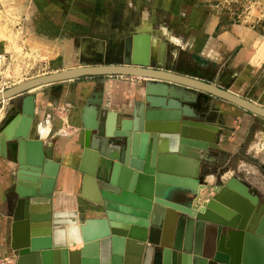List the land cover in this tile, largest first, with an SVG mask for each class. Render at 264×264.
<instances>
[{
  "label": "crops",
  "instance_id": "1",
  "mask_svg": "<svg viewBox=\"0 0 264 264\" xmlns=\"http://www.w3.org/2000/svg\"><path fill=\"white\" fill-rule=\"evenodd\" d=\"M5 1L10 10L21 12V16L26 15V19L21 17L18 25L21 28L29 26L31 20L28 14L31 4L23 5V0ZM116 1L127 2L135 8L141 5L140 0ZM203 2L204 0H148L150 6L144 9L145 19L124 13L120 24L111 25L108 20L102 19L101 26L107 28V33L109 27L114 26L115 31L122 34L121 37H130V46L134 34L149 33L152 43L157 39L164 41L172 53L167 58V70L212 82L249 98L247 92L255 81L263 76L264 46L255 44L258 43V36H254V30L232 22L223 15L219 3L207 6ZM58 4H41L44 12L52 10L53 14L51 17L45 15L47 18L43 16L38 31L41 38L36 42H41V48L47 51V54H54L52 58L60 56L63 60L53 65L55 68L25 77L12 86L43 74L81 66L74 62L75 58L80 57L79 48L91 46V52H81L84 56L92 57L101 49L100 44L107 41L105 35L98 38L91 33L94 21L90 18L74 23L71 19L67 20L71 17L68 8L64 14L54 13L63 10ZM169 11L172 13L164 14ZM161 13L164 17L166 15L168 20H165ZM93 38L99 41V44H96ZM89 64L98 63L82 65ZM146 81L150 80L137 76L97 75L51 83L29 92L36 95L35 121L42 126L43 133H46L47 129L48 133L40 136L46 146L53 147L54 161L60 164L59 175L48 206L50 209L38 212V220L35 222L28 219L15 221L14 214L19 200L15 191L18 165L10 156L0 154V257L13 255L16 264V247L23 245L28 239L37 240L41 246L48 242L49 246L60 247L54 250L52 264L63 261V251L67 252L68 264H102L101 242L91 243L82 251V225L88 219L106 217V200L100 187V182H103L100 171L102 167H106L108 159L98 151L85 147L83 109L90 98L100 100L101 103L95 106L98 107L101 118L111 113L118 128L120 122L131 114L134 104L143 99ZM164 83L173 84L167 81ZM174 85L184 88L182 85ZM185 88L197 96V101L189 105L193 112L202 118L184 117L177 129H165L159 133L161 145L166 152L159 154L157 168L161 165L163 170L160 174L164 179H156L155 184L157 181L165 185L179 184L176 188L178 193L189 196L192 195L191 189L199 191L202 185H206L207 188L202 191L203 194L206 193L205 198H209L215 194V188H220L236 177L246 183L264 203V183L252 178L253 168L248 162V153L252 146L248 141L249 136L256 117H261L210 93ZM27 94L19 96L22 98ZM249 99L264 106V76L261 77L254 96ZM2 103L4 102L0 105ZM19 103L20 101L10 104L8 113ZM203 118L212 121L206 122ZM43 126L46 129H43ZM200 134L204 138L198 139ZM206 138H212L218 144L217 149L211 150L210 162L178 152L179 148L188 146L184 140L206 143ZM115 140L111 142L114 143ZM115 143V147L121 144L120 141ZM229 195L240 197L235 190H230ZM169 198L187 203L184 198L171 195ZM205 198L200 201L205 202ZM115 203L126 208L121 203ZM117 212L125 214L121 209ZM251 236L255 235L246 233L243 258L246 250L252 246ZM111 245L113 246V243L110 240V248ZM262 249L263 261L264 245ZM58 253L61 256L57 257ZM133 260L135 259L132 256L124 257L121 264H134ZM108 264L113 262L109 261Z\"/></svg>",
  "mask_w": 264,
  "mask_h": 264
},
{
  "label": "water",
  "instance_id": "2",
  "mask_svg": "<svg viewBox=\"0 0 264 264\" xmlns=\"http://www.w3.org/2000/svg\"><path fill=\"white\" fill-rule=\"evenodd\" d=\"M170 54L166 42L157 52L151 35L141 32L132 36L123 64L77 66L31 78L0 92V103L28 93L0 124V154L10 156L18 165L15 221L35 222L38 212L50 209L60 169L54 161L53 147L46 146L40 136L35 121L36 95L29 92L87 76H137L150 81L143 88V99L134 104L118 128L111 113L101 118L95 106L100 100L90 98L83 109L84 145L98 151L108 162L100 171L102 178L105 175L100 187L106 200V217L88 219L82 225V251L91 243L101 242L102 264H121L124 257L130 256L134 257V264H244L246 233L264 238V203L236 177L215 188V194L203 203L199 198L206 185L199 191L191 189L189 196L178 193L179 184H155L156 179H164L161 165L157 168L159 154L166 152L159 133L177 129L184 117L202 118L189 105L197 101V96L185 87L210 93L262 117L264 107L214 83L167 70ZM200 136L198 139L204 138ZM206 139V143L184 140L188 146L178 152L210 162L211 150L217 149L218 144L212 138ZM119 141L120 146L115 147ZM230 190L241 198L230 196ZM169 195L184 198L187 203L174 201ZM119 209L125 214L118 213ZM58 248L27 239L16 247V264H52ZM58 264H68L66 251Z\"/></svg>",
  "mask_w": 264,
  "mask_h": 264
},
{
  "label": "rangeland",
  "instance_id": "3",
  "mask_svg": "<svg viewBox=\"0 0 264 264\" xmlns=\"http://www.w3.org/2000/svg\"><path fill=\"white\" fill-rule=\"evenodd\" d=\"M23 1H25L23 2L25 3L23 5L31 4V10L28 14V17L30 16L29 18L31 21H29V26L21 28L18 25L19 20L21 17L26 19V15L22 14L21 16V12L10 10L9 5H7L8 3L5 0H0V55H3L0 58V89L3 87H12L13 83H16L25 77H31L32 75L51 70L52 68H55L53 65L59 64L63 60V58H60V56L52 58L54 54H47V51L41 48V42H36L38 38H41V36L38 34V31L39 28H41L43 16L47 18L45 15L51 17L53 14L52 10L51 12H44L45 10H43V6L41 7V4L46 2L49 4L59 3L58 6L61 5L63 10L61 12L55 11L54 13L57 14L66 13L67 11H65V9L68 8V14H70L71 17H69L67 20L71 19V21H74V23L82 22L90 18L92 21H94V27L91 33L98 38L101 35H105V39L107 41L105 44H100L102 47L99 45L101 49L96 51L95 55L92 57L84 56L81 52L82 48H79L80 57L75 58L74 62L81 64V66H87L82 65L84 63H98L89 65H101L123 64L126 62L127 60L125 58V52L130 48V37H121L122 34L118 31H115L114 26L109 27V32L107 33V28H102L101 26L102 19L108 20L111 25L120 24L121 20L124 18V13L135 14L141 19H145L146 15L144 9H147L150 6L148 0H140L141 5L136 6V8L127 2H117L116 0ZM199 3L201 4V2ZM203 3H205L207 6L209 4L219 3L223 15L230 18L232 22H237L238 24H242L243 26L250 27V29L254 30V36H258V43L255 44L258 46H264V0H204ZM171 13L172 12L169 11L168 13L165 12L164 14ZM161 14L164 17V14ZM164 19L168 20L166 15ZM31 39H35V41H32ZM94 41L96 44H99V41H96L95 39ZM83 47L91 48V46ZM262 75L264 76V72ZM263 76H260V78L255 81V83L247 92L246 95L249 98L254 96V93L260 84V79ZM7 88H5V90ZM20 100L21 96H17L12 99L5 100L4 103L0 105L2 109V111H0V121L10 110V104L16 103ZM260 117L261 118L256 117L252 133L249 136L248 141H250L249 143H251L252 146L248 153V162L251 163L253 168L251 174L253 175L252 178L254 180L263 181L264 183V117ZM44 128L45 127L43 126V129ZM47 133L48 132L46 129V133L43 134L45 135ZM13 194L14 193L11 195L14 196ZM205 197L206 193L203 194V191L201 190V196L199 200H202ZM200 202L203 203V201ZM14 263L15 256L13 255L0 257V264Z\"/></svg>",
  "mask_w": 264,
  "mask_h": 264
},
{
  "label": "bare ground",
  "instance_id": "4",
  "mask_svg": "<svg viewBox=\"0 0 264 264\" xmlns=\"http://www.w3.org/2000/svg\"><path fill=\"white\" fill-rule=\"evenodd\" d=\"M153 45H154L155 49L158 52V50L163 47L164 41H159L157 39V40L154 41ZM81 50H83L85 52H91V48L82 47ZM68 69H70V68H68ZM32 90H34V89H32ZM255 104H257V103H255ZM257 105H259V104H257ZM259 106H262V105H259ZM262 107H264V106H262ZM39 130H40V134L44 135L43 132H42L43 131L42 130V126H39ZM250 240H251L250 243L252 244V246H250V248H248L246 250L245 257H244V264H262V258H263V249L262 248H263V245H264V238H262L260 236H251Z\"/></svg>",
  "mask_w": 264,
  "mask_h": 264
},
{
  "label": "built area",
  "instance_id": "5",
  "mask_svg": "<svg viewBox=\"0 0 264 264\" xmlns=\"http://www.w3.org/2000/svg\"><path fill=\"white\" fill-rule=\"evenodd\" d=\"M0 58H1V57H0ZM0 63H1V60H0ZM5 88H7V87H5ZM5 88L3 87L2 89H0V92L4 91Z\"/></svg>",
  "mask_w": 264,
  "mask_h": 264
}]
</instances>
